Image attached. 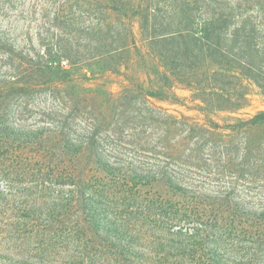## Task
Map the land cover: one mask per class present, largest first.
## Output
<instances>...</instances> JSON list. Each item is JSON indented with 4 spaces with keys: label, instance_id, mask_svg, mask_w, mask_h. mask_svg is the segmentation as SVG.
Instances as JSON below:
<instances>
[{
    "label": "rangeland",
    "instance_id": "rangeland-1",
    "mask_svg": "<svg viewBox=\"0 0 264 264\" xmlns=\"http://www.w3.org/2000/svg\"><path fill=\"white\" fill-rule=\"evenodd\" d=\"M148 5L192 17L201 43L183 45L201 52L176 71L194 82L151 53ZM218 17L249 27L215 33L221 56L201 39ZM244 42L241 69L230 56ZM146 101L209 133L153 125ZM261 114L264 0H0V264H264ZM161 133L183 153V188L219 200L212 228L166 220L149 203L164 190L132 189L73 156L96 147L150 165L132 150Z\"/></svg>",
    "mask_w": 264,
    "mask_h": 264
},
{
    "label": "trees",
    "instance_id": "trees-1",
    "mask_svg": "<svg viewBox=\"0 0 264 264\" xmlns=\"http://www.w3.org/2000/svg\"><path fill=\"white\" fill-rule=\"evenodd\" d=\"M170 10L171 15L167 18L161 16L158 13V10L156 11V8H151L150 5L146 7L145 12H147L146 14H148V17L152 22L150 24L152 32L150 36V50L153 56L158 58L163 68L168 70L174 77H177L175 78L176 80L190 84V82H194L193 80H189L191 79V75L187 73L181 74V72L177 73L176 70L180 69L181 65L187 61H191V65L187 67L188 70L193 69L194 65L192 62L196 60L197 55L201 52L200 50H197L196 53L190 54L187 46L183 45L184 41L191 43H201V41L197 38L196 32L193 31V20L192 17L190 18V16H187V10H184L182 6H173ZM180 17H184V20H179L178 18ZM247 24L248 22L245 24L242 22H239V24L232 22L227 17L210 18L206 20L204 24V34L201 39L206 40L207 42L211 39H216L214 46L218 48L217 53L220 52L218 54L221 56L222 51L219 50H222V46H220L215 33L227 30L228 32L230 31V37H235L237 39L239 35L238 33H245L249 30ZM236 43L235 47L238 45ZM241 44H243L242 47L236 49V52L232 54V57L230 55L228 56H230L236 64L238 62L241 69H244L247 58V54L244 52V45L246 42ZM223 49L226 48L224 47ZM146 102L149 103L148 101ZM149 107L150 116H148L147 119L151 121L153 125L155 122H158L166 126H171L174 130L184 133L188 137H191V139L196 132L201 131L209 133V130L195 124H189L185 120L179 121L169 118L167 114L163 113L164 111L161 108L156 107L151 103H149ZM157 112L163 114L161 116L162 119L155 118ZM255 119L264 120V115H258ZM169 130L172 129L170 128ZM142 137L143 138L138 140V147L134 148L132 151H135L138 154V157L140 156L149 159L150 165L136 161H118V159L114 162H109V159L103 157V154L96 147L76 148L73 152V156L77 159L78 156L85 154L88 159L85 164L86 167L90 168V166H92L97 172L105 176H110L112 179L117 178L123 183L127 182L129 179L133 186L132 189L139 190L143 188L148 189L150 192H153L156 189H159L161 192L164 190L169 196L168 200L163 201L160 197L153 195L149 203L150 206L154 208V211H158L165 216L167 215L166 220L175 223L180 221L181 217L186 220L195 219L200 221L205 228H212V224L218 222V217L214 216L215 212H217L215 210H218L217 208L220 204L219 200L216 198H204L203 195L200 196V194L197 195L198 197H194L195 193L191 194L183 188L182 185L184 184V178L179 173L184 171L182 169L184 168V164L182 163L183 153H176L177 150L173 149L174 144L167 145L169 140L167 139V136L162 133L158 135V138H156L155 141L153 139L154 142H152V140L147 141L144 135ZM140 143H146V145L141 144L140 146ZM149 155L151 158L146 157ZM79 165L80 163L75 166V169H79ZM171 167L175 168V170L171 169ZM176 170H178V172ZM77 189L82 191L85 189L91 190L92 187L87 184L85 185V188L79 186ZM219 209H221V207H219ZM90 219L93 227L96 229L98 224H96L97 221H95L94 216H90ZM259 228L264 232V228ZM106 233H109L108 230ZM261 237L264 238V233Z\"/></svg>",
    "mask_w": 264,
    "mask_h": 264
}]
</instances>
